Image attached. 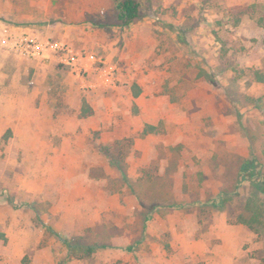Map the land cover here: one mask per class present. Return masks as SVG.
I'll list each match as a JSON object with an SVG mask.
<instances>
[{"label":"rangeland","instance_id":"rangeland-1","mask_svg":"<svg viewBox=\"0 0 264 264\" xmlns=\"http://www.w3.org/2000/svg\"><path fill=\"white\" fill-rule=\"evenodd\" d=\"M138 1L0 0V264H264V0Z\"/></svg>","mask_w":264,"mask_h":264},{"label":"trees","instance_id":"trees-1","mask_svg":"<svg viewBox=\"0 0 264 264\" xmlns=\"http://www.w3.org/2000/svg\"><path fill=\"white\" fill-rule=\"evenodd\" d=\"M116 16L121 27L132 25L141 16L140 2L138 0H117ZM254 79L256 82L264 84V72H254ZM259 168L260 164L256 160L247 161L242 168V181H248L250 183L256 197L261 194L264 195V182L253 180V173L259 170ZM257 173L260 175L259 171ZM258 217L257 214L252 213L248 220L241 219L240 223L248 225L260 237L264 235V226L262 220L258 219Z\"/></svg>","mask_w":264,"mask_h":264}]
</instances>
